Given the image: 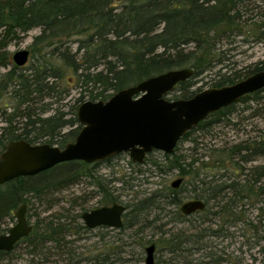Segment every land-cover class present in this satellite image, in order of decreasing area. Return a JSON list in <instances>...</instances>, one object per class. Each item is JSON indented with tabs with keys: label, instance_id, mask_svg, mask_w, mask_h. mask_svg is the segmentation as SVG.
Returning a JSON list of instances; mask_svg holds the SVG:
<instances>
[{
	"label": "trees",
	"instance_id": "1",
	"mask_svg": "<svg viewBox=\"0 0 264 264\" xmlns=\"http://www.w3.org/2000/svg\"><path fill=\"white\" fill-rule=\"evenodd\" d=\"M250 1L0 0V70L9 69L6 78L11 88L10 99L16 103L11 117L4 121L8 128L1 130L0 153L5 151L10 142L20 140L37 145L45 139L46 144L64 148L75 141L82 129L78 121V109L83 103L106 102L124 89L173 70L193 69L194 76L191 79L212 72L223 58V53L218 50L220 40L230 41L242 34L245 23L243 13L247 14ZM260 27L263 29L264 24ZM37 28L41 29V33L34 38L31 46L30 66L16 67L10 53L6 51L9 44L18 37V32L24 34ZM73 45L77 46L75 53ZM190 46H193L191 50L188 49ZM255 67L245 79L264 71V61ZM217 77L214 83L217 88L241 81L240 75L228 76L220 72ZM70 79L75 80L79 96L71 111L65 113L62 108L63 102L70 96ZM191 79L177 86L181 91L178 99L167 100L192 98L196 93L190 91L193 85ZM263 94L264 90L247 95L240 103L264 100ZM235 105L210 115L187 133L182 141L196 131H205L220 124L219 116L233 111ZM49 112L51 114L47 115ZM68 114L71 117H67ZM18 119L21 128L14 126ZM66 128L70 130L62 134ZM179 149L180 144L172 155L163 154L162 161L151 162L159 171L178 170L182 176L192 174L195 179H199L198 192L194 191L191 199L204 201L206 209L190 216L182 214L180 208L184 201L180 194L185 190L183 184L177 190L168 188L166 192L160 191L133 205H126L128 211L121 230L137 227V235L149 229L155 234L159 233L156 243L170 256L164 264H211L203 259L214 257L216 253H205L201 257L202 261L195 258L194 254L210 248L203 244L206 238L221 237L224 231H212L209 227L198 229V215H225L226 218L231 215L237 219L235 202L259 195L256 183L260 182V178L264 179V166L249 169L243 184H239L238 177L227 184V181H218L217 176L202 179L200 171L208 165L196 167V159L187 163V157L176 154ZM149 156L145 162L150 160ZM259 157H264L263 140L245 141L229 148L225 158L219 159L217 163L221 167L230 161L238 167L237 171H246L244 166ZM101 163L95 164L98 166ZM91 165L81 161L63 163L35 177L19 178L10 183L8 188H0V217L8 215L13 219V212L22 204H30L32 199L41 200L47 194L61 191L81 177L94 178ZM220 176L221 179L224 177ZM97 183L105 202H110L113 198L105 184L99 179ZM218 198L222 200L218 204L224 205L219 214L211 213L217 206L212 204L211 207V203ZM112 202L115 203V200ZM156 211L161 215L152 218ZM168 216H171L168 223H159V217L164 219ZM68 219L52 216L51 219L37 221L33 232L22 241V244L27 245V254L43 255L49 243L60 248L67 247L71 241H66L65 237L72 231L85 229L83 225L77 226L81 228L73 225L75 218ZM186 221L191 224L187 234L183 230L174 234L164 230L166 224ZM190 227L195 232L192 233ZM152 242L145 236H139L137 245L143 249ZM9 255L0 253V260ZM223 258L220 255L214 261L215 264H220Z\"/></svg>",
	"mask_w": 264,
	"mask_h": 264
},
{
	"label": "rangeland",
	"instance_id": "2",
	"mask_svg": "<svg viewBox=\"0 0 264 264\" xmlns=\"http://www.w3.org/2000/svg\"><path fill=\"white\" fill-rule=\"evenodd\" d=\"M243 15L242 19L245 23L242 34L230 41L220 40L218 50L223 53L220 64H217L212 72L191 79L193 82L191 92L197 94L204 90L216 88L214 83L220 72L222 75L228 76L240 75L241 80H243L251 70L256 68V65L264 61V28L260 27L261 24H264V0H251L248 3L247 14L243 13ZM40 33L41 29L38 28L24 34L18 32V37L9 44L6 50L10 53L11 60L16 52L21 50L31 52L34 38ZM192 48L193 46L188 47L190 50ZM72 49L75 53L77 46L73 45ZM30 62L26 67L30 66ZM8 72L9 69L0 70V135L3 128H8V124L4 121L11 117L12 108L16 104L10 99L11 88H9V81L6 78ZM71 76L73 77V75ZM2 84L3 86H1ZM69 88H71L70 96L63 102L64 107L62 108L65 113L71 111L76 98L79 96V90L74 79H70ZM180 95L181 91L177 87L167 98L174 100L178 99ZM37 106L40 107V104ZM50 114L51 112L47 115ZM67 117H71V115ZM220 117V124H215L205 131H196L185 141H182L176 154L187 157V163L196 159V167L204 168L203 165H208L206 169L200 171L202 179L204 177L211 179L217 176L218 181L222 180V183L227 181L229 184L236 181L235 177H238L239 184H243L249 169L264 166V157H259L256 161L245 165L246 171H237L238 167L230 161H227L226 166L221 167L217 162L219 159L225 158L229 148L237 144L245 141H264V100L236 104L233 111L229 110ZM15 125L19 128L22 127L19 119L16 120ZM69 130V128L64 129L62 134ZM44 142L45 139L40 140L37 145L46 144ZM51 146L58 147L57 145ZM222 151L225 152L222 153ZM162 157L163 153L154 152L152 155L150 154L149 161L137 164L132 162L128 154H121V156L118 155L109 162H102L98 166L92 164L91 170L94 178L90 176L81 177L75 184L69 185L61 191L47 194L41 200L32 199L28 204L27 218L33 226L37 224V221H45L51 219L52 216L75 218L73 223L75 227L84 226L82 215L85 212L102 206H111L114 203L112 201L115 200L116 202V199L118 203L125 206L133 205L151 194L160 191L166 192V189H171L172 183L180 178L184 179L185 184V190L180 194V197L184 202L190 200L194 191L198 192L199 179H195L192 174L187 177L182 176L178 170L159 171L153 166L151 160L159 162L163 160ZM210 168L213 169L211 172L206 171ZM187 169L189 168L187 167ZM235 172L239 176L235 175ZM220 175H224V177L221 179ZM97 179L105 184L111 194L110 197L113 199L110 202H105L104 194L98 187ZM261 180L263 182L257 183V187L261 185L264 187V179L260 178ZM220 201L222 200L218 198L211 203V207L212 204L217 205L211 213L219 214L224 205L223 203L218 204ZM218 205L220 206L218 207ZM235 205L237 206L235 210L237 219L231 215L228 218L225 215L209 214L208 217L202 214L198 215L197 218L200 219L198 229L203 230L209 227L212 231L222 230L224 234L221 237L206 238L203 244L210 248L207 247L200 253L194 254L195 258L202 261L201 257L212 251L216 255L203 259V261L215 264L214 261L221 255L224 258L220 264H264V193L251 196L242 202L236 201ZM159 214V211L154 212L152 218H156ZM159 218H161L159 223L163 224L171 216L164 219ZM69 219L68 221H70ZM16 222V218L6 219L7 224L0 228V235L4 234L3 231L8 230ZM189 226L191 224L188 221L179 224H166L164 230L173 234L183 230L187 234ZM190 229L193 230V227ZM137 234V227L123 231L110 228L95 230L81 228L78 231H72L70 236L65 237L66 241H71L67 247L60 248L56 244L49 243L44 249L43 255H28V248L24 243L9 256H5L2 261L0 260V264H145V248L150 244L145 245L142 249L137 245L138 238L145 236L147 240L156 243L160 234H155V231L150 229L140 235ZM156 245L155 264H164L170 259V256L165 249L157 243Z\"/></svg>",
	"mask_w": 264,
	"mask_h": 264
},
{
	"label": "water",
	"instance_id": "3",
	"mask_svg": "<svg viewBox=\"0 0 264 264\" xmlns=\"http://www.w3.org/2000/svg\"><path fill=\"white\" fill-rule=\"evenodd\" d=\"M30 57L29 50H21L13 55L12 61L22 68ZM193 75V69L169 71L124 89L106 102L83 103L78 109L82 129L75 141L63 149L49 144L32 145L24 140L10 142L0 155V186L73 161L95 164L128 154L132 162L143 164L153 152L172 155L184 136L210 115L264 90L261 71L236 84L201 91L190 99L167 100L180 83ZM182 183L183 179H177L171 187L177 190ZM205 208L204 201L191 200L180 210L190 216ZM126 211V206L114 204L86 212L82 219L89 229L102 226L120 229ZM26 213V205L16 212L17 224L8 235L0 236V252L12 251L18 241L31 234ZM156 252L155 243L145 248V264H155Z\"/></svg>",
	"mask_w": 264,
	"mask_h": 264
},
{
	"label": "flooded vegetation",
	"instance_id": "4",
	"mask_svg": "<svg viewBox=\"0 0 264 264\" xmlns=\"http://www.w3.org/2000/svg\"><path fill=\"white\" fill-rule=\"evenodd\" d=\"M259 72H261V71H259ZM248 78V77H247ZM244 80V79H243ZM242 81V80H241ZM240 82V81H239ZM184 83V82H183ZM238 83V82H237ZM227 86H230V85H227ZM217 88V87H216ZM242 100V99H241ZM240 103V102H239ZM239 103H237V104H239ZM193 131V130H192ZM190 133V132H189ZM187 135V134H186ZM185 135V136H186ZM180 144V143H179ZM178 144V145H179ZM154 153V152H153ZM123 155V154H122ZM165 155V154H164ZM119 156H121V155H119ZM147 159V158H146ZM111 160V159H110ZM107 161V160H106ZM146 161V160H145ZM105 162V161H104ZM101 163V162H100ZM235 175H237V176H239V174H235ZM37 176V175H36ZM242 176V175H241ZM32 177H35V176H32ZM20 178H22V177H20ZM23 178H26V177H23ZM17 179H19V178H16V179H14V180H12V181H9V182H7V183H5V184H3V185H1L0 186V188H8V185L10 184V183H12V182H14L15 180H17ZM181 179H183V178H181ZM261 182H263V180H261L260 181V184H261ZM184 184V179H183V183H182V185ZM181 185V186H182ZM256 187H257V183H256ZM257 189H259V195L260 194H262V193H264V187H262V185L260 186V187H257ZM191 200H197V199H190V200H188V201H191ZM188 201H186V202H188ZM185 203V202H184ZM183 203V204H184ZM114 204H121V203H118V202H115V203H113V205ZM182 204V205H183ZM23 205H26L27 206V211H28V204L26 203H24V204H22L21 206H19V208L18 209H16L17 211L23 206ZM123 205V204H122ZM112 206V205H111ZM125 206V205H124ZM102 207H105V206H102ZM99 208H101V207H99ZM126 208H127V206H126ZM98 209V208H97ZM206 209V208H205ZM16 211V212H17ZM92 211V210H91ZM127 211H128V209H127ZM127 211H126V213H127ZM16 212L14 211L13 212V219H15L16 218ZM89 212V211H88ZM203 212V211H202ZM86 213V212H85ZM126 213H124L123 214V216H122V219H123V226H124V217H125V215H126ZM196 214V213H195ZM193 215V214H192ZM11 219L10 217H8V215L7 216H1L0 217V228H2V226H5V224H7L6 223V219ZM26 218H27V213H26ZM17 219V218H16ZM83 220V219H82ZM2 221V222H1ZM27 221H28V224L32 227V231H31V233L33 232V230H34V226L32 225V224H30V222H29V220H28V218H27ZM83 223H84V221H83ZM17 224V222L14 224V225H12V227H10L8 230H4L3 231V233L4 234H1L0 236H5V235H8L9 234V231L15 226ZM123 226H122V228H123ZM84 227L86 228V229H88L89 230V228L85 225V223H84ZM99 228H102V229H108V227H99ZM99 228H96V229H99ZM122 228H120V229H122ZM110 229H114V228H110ZM120 229H116V230H120ZM90 230H95V229H90ZM23 239H25V238H23ZM23 239H21L20 241H18L16 244H15V246H14V248H13V250L12 251H10V252H3V253H13L21 244H22V241H23ZM0 253H2V252H0Z\"/></svg>",
	"mask_w": 264,
	"mask_h": 264
},
{
	"label": "bare ground",
	"instance_id": "5",
	"mask_svg": "<svg viewBox=\"0 0 264 264\" xmlns=\"http://www.w3.org/2000/svg\"><path fill=\"white\" fill-rule=\"evenodd\" d=\"M68 235H69V234H68ZM68 235H67V236H68ZM67 236H66V237H67ZM69 236H70V235H69Z\"/></svg>",
	"mask_w": 264,
	"mask_h": 264
}]
</instances>
